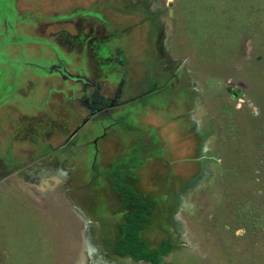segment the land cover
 <instances>
[{
	"label": "rangeland",
	"instance_id": "rangeland-1",
	"mask_svg": "<svg viewBox=\"0 0 264 264\" xmlns=\"http://www.w3.org/2000/svg\"><path fill=\"white\" fill-rule=\"evenodd\" d=\"M144 54L162 88L137 100L148 103L140 118L116 106L84 125L89 137L101 131L96 123L111 126L100 138L107 150L102 165L120 155L107 170L124 173L125 153L143 162L145 153L134 152L142 138L135 124L153 127L165 144L182 120L173 99H185L186 113L213 130L212 148L222 160L211 181L215 223L203 244L211 259L202 264H264V0H0V174L34 159L71 156L72 129L88 114L77 98L92 99L99 90L113 96L121 80L123 95L134 96ZM171 72L180 84L167 90ZM105 170L89 176L98 181ZM50 186L40 200L37 188L0 175V264L69 261L67 227L75 218L57 212L67 202L60 185ZM102 197L111 212L117 201ZM28 205L38 210L25 214Z\"/></svg>",
	"mask_w": 264,
	"mask_h": 264
},
{
	"label": "crops",
	"instance_id": "crops-1",
	"mask_svg": "<svg viewBox=\"0 0 264 264\" xmlns=\"http://www.w3.org/2000/svg\"><path fill=\"white\" fill-rule=\"evenodd\" d=\"M180 114L182 120L175 124L174 131L172 130L165 144L156 135L153 127L150 130L149 127L146 129L143 123L135 124V126L139 125L142 138L134 152L140 157L145 153V160L137 163V160H132L134 157L126 153L122 155L132 161L124 165L129 169L127 171L123 169L122 181L129 184L141 200L153 203V207L147 211L149 220L138 232L148 247H158L162 241L170 239L174 246L164 257L168 264H202V260L211 257L203 244L211 239V233L208 231L215 223L211 218L212 215L210 216L216 208V203L213 204L211 201L216 199V197L211 198L213 192L211 181L216 178L222 160L216 149L212 148L215 146L212 145L213 130L200 123L196 124L193 114H187L186 109L179 111ZM138 115H134L137 120L140 118ZM156 137L158 140L154 139ZM100 140L98 146L100 155L103 156L107 150L106 146L101 145ZM87 144L85 151L88 155L92 145ZM77 151L78 147L72 151L71 156L54 157V161H49L45 157L34 159L36 161L33 160L26 168L9 166L3 172L2 178L18 177L29 187L33 186L39 190L37 196L40 200L46 199L47 194L44 190L50 182L53 187L50 186L49 190L60 185L59 189L61 188L64 193L61 197L67 203L64 206L65 211L57 210V212H65L68 218L73 219V216L75 218V221L73 220L74 222L69 223L67 227L70 229L66 235L70 245L65 255L69 257L66 259L69 261L64 264H105L104 256L101 255L102 243L106 239L112 246L122 237L117 224L124 221L125 215L131 208L121 204V192L113 189L116 178L111 173L112 170L109 171L110 173L107 170L110 163L113 166L118 165V158L121 156H115L114 162L104 161L105 168L101 163L102 156L98 158L94 164L95 170L100 171V176L105 169L107 173L104 172L106 176L103 175L104 178L97 181L95 175L89 176L93 172L90 158L81 160ZM79 168H85V176L81 180L77 177ZM53 191L50 193L54 194ZM80 192L88 197L91 194L96 199L98 196V202L92 200L93 202L89 203L85 198H77ZM105 195L112 196L117 201L115 206H112L111 212L108 210V205L99 203V199ZM37 210L34 206L28 205L25 214L28 212L32 214ZM105 212H110L109 217L103 215L106 214ZM203 212H206L205 219L201 217ZM95 227L98 233L94 232ZM100 229H103L102 236H99ZM40 238L39 241L35 240L37 244L42 243L43 237ZM112 258L111 264H149L145 260L134 261L118 255H112Z\"/></svg>",
	"mask_w": 264,
	"mask_h": 264
},
{
	"label": "flooded vegetation",
	"instance_id": "flooded-vegetation-1",
	"mask_svg": "<svg viewBox=\"0 0 264 264\" xmlns=\"http://www.w3.org/2000/svg\"><path fill=\"white\" fill-rule=\"evenodd\" d=\"M135 3L137 5L140 4V3H137V2H135ZM136 4H134V5H136ZM146 14H147V12H146ZM145 53H147L146 50H145ZM145 56H146V54L143 55V58H142L143 61H142V59H141V61L138 60V63L141 64L140 66H142V68L145 69V70L143 71V74L140 75V78L138 79V81L135 84L133 83V90L135 89L133 91V95L134 96H131V95L124 96L123 95V93H125V91H127L128 89L126 87L127 83H125V85H123L124 82L121 80L117 87L112 85L113 86L112 89H114L113 96L103 95V94H101V92L99 90L98 91L99 92L98 95L92 96V99L90 98L91 96L89 97L87 95H85L83 98H80V99L77 98V101L79 103H81L82 105H84L88 109V114L82 119V121L84 119H86V118L90 119L95 113H98V112H101V111H104L106 109H110V108L116 107V106H125L127 114H130L128 116H132L133 118H135L134 115H137L138 112H142V110H146L147 109V107H148V103L147 102L145 103V106L141 105L142 106L141 107L139 105V103H137V100H141L142 98L151 95L155 91L157 92L162 87H160L161 84L157 85L158 83L153 81L154 77L151 75V73H149V70H146V69H148L151 66V62ZM147 56H148V54H147ZM171 73H172L171 75L175 78V81L171 82V83L166 81L164 83L165 84L164 86L166 87L167 90L171 86L175 87V85H179L180 84V81H179L180 77L177 76L174 72H171ZM178 73H179V70L177 71V74ZM122 74L123 73H121L120 75H122ZM81 77H82V79L78 78V80L82 83V85L83 86L84 85H89L88 79L85 76H81ZM155 87H159V89L153 91V89ZM108 88H110V87H108ZM176 89H179V88H176ZM183 92L184 91H181V94ZM180 99H181V97H180ZM180 99L178 97H174V99H173V103L178 104V102H179V104L177 105L178 108H179V111L184 110L185 106L187 105L185 99H183V100L181 99L182 101H180ZM152 101L154 102L153 98H152ZM132 105H134V106H132ZM130 106H132V107H130ZM135 106H137V107H135ZM181 116H182V114H181ZM82 121L77 125V127H75V129H72L73 132L71 131L72 133L70 134L69 139L72 140V138H73L74 143H73V148H71L70 154H72L73 153L72 151H74L75 148L78 147L77 154H78L79 158L81 160L82 159H87L88 160L90 158L89 160H91V163H92L91 164L92 171H94L95 170L94 164L96 163L98 158H100V156H102V155H100V148L98 146V141H99L100 138H103L104 136H106V133L111 129V126L106 128L110 124H108V123L105 124L104 121L103 122L101 121L100 123L98 122V123L95 124L94 128L99 127V128H101V131L98 132L97 135H95V136L92 135V136L89 137V134L92 132V131L87 132V130L89 129V126H88V129L86 128V132H85V129H84V125H86L85 123L87 121L79 128V126L81 125ZM74 131H76V132H74ZM81 131H83V132H81ZM69 139H68V141H69ZM86 144L87 145H89V144L92 145V149L88 153L89 156L86 154V151H85V145ZM121 168H123V166ZM114 170H112V171H114ZM121 172H122L121 170H115L113 175L115 177H117L118 174H119L118 176H120V174L123 175ZM2 174H3V172H2ZM2 174H0V175H2ZM84 176H85V168H79V170L77 171V177H79V180H81L82 178H84ZM80 193H79L80 199H84L85 198V200L88 202L90 198L88 196H85V193H81V194ZM95 231L97 232V228L96 227H95L94 232ZM102 235H103V229H100L99 230V236H102ZM103 242L104 243H102V244L105 247V250L107 251V253L109 255H111V257H112V255L113 256L114 255H118L119 257H122L124 259H130V260H134V261H136V260L148 261L146 259H134L133 257H131L130 254H125V255L117 254L114 249H115V245L117 244L118 240L112 246H110V244L108 243V241H106V239ZM153 248H155V247H153ZM101 249H102L101 250V255L104 256L105 251H104L102 246H101ZM165 255H166V253L161 256V263L168 264V262H166V260L164 258ZM104 260H105V258H104ZM148 262H149V264H151L150 261H148ZM105 264H111V263L105 262Z\"/></svg>",
	"mask_w": 264,
	"mask_h": 264
},
{
	"label": "trees",
	"instance_id": "trees-1",
	"mask_svg": "<svg viewBox=\"0 0 264 264\" xmlns=\"http://www.w3.org/2000/svg\"><path fill=\"white\" fill-rule=\"evenodd\" d=\"M111 173L114 174V171ZM118 175L113 183V189L121 192V204L131 208L125 215L124 221L117 224L122 237L115 245V252L120 255L130 254L134 259H146L151 264H163L161 263V256L174 246L173 241L168 239L158 247H148L138 232L149 220L147 211L153 207V203L141 200L138 193L129 184L122 182L123 175Z\"/></svg>",
	"mask_w": 264,
	"mask_h": 264
},
{
	"label": "water",
	"instance_id": "water-1",
	"mask_svg": "<svg viewBox=\"0 0 264 264\" xmlns=\"http://www.w3.org/2000/svg\"><path fill=\"white\" fill-rule=\"evenodd\" d=\"M157 89H159V87H155L154 89H153V91L154 90H157ZM89 118H86V119H84L83 121H82V123H81V125L79 126V128L88 120ZM77 131V130H76ZM76 131H74V132H76Z\"/></svg>",
	"mask_w": 264,
	"mask_h": 264
}]
</instances>
